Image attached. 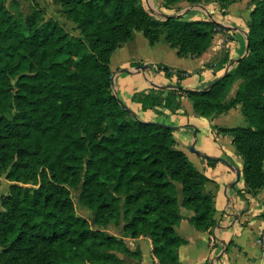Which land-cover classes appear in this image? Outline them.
Here are the masks:
<instances>
[{
	"label": "trees",
	"instance_id": "16d2710c",
	"mask_svg": "<svg viewBox=\"0 0 264 264\" xmlns=\"http://www.w3.org/2000/svg\"><path fill=\"white\" fill-rule=\"evenodd\" d=\"M10 1L0 0V177L11 182L1 196L0 264H123L121 254L141 256L125 237L141 236L151 238L158 264H179L177 250L187 242L176 231L181 207L194 212L190 221L200 231L218 223L211 180L177 147L174 127L143 120L123 104L110 59L136 30L150 44L165 36L180 56L198 57L225 28L182 15L158 19L143 0H54L74 33L44 9L25 16L20 2ZM161 1L170 7L182 0ZM158 69L173 76L167 65ZM186 75L178 71L165 96L152 91L136 100L148 109L185 95L203 116L241 104L248 124L216 130L233 137L244 161L241 194L257 192L264 187V0H255L251 13L248 53L227 75L185 89ZM72 188L80 189L78 203L93 223L77 212ZM110 224L122 235L108 231Z\"/></svg>",
	"mask_w": 264,
	"mask_h": 264
},
{
	"label": "crops",
	"instance_id": "0c3cea01",
	"mask_svg": "<svg viewBox=\"0 0 264 264\" xmlns=\"http://www.w3.org/2000/svg\"><path fill=\"white\" fill-rule=\"evenodd\" d=\"M147 4L155 17L180 14L190 20H214L225 28L214 35L210 47L198 57L180 56L165 36L150 44L144 33L136 30L110 59L113 88L119 98L143 120L174 126L177 147L211 180L207 189L216 196L218 223L211 231H200L190 221L194 212L181 207L182 220L176 231L187 242L177 250L179 264H264V248L260 242L264 234V187L255 193L241 194L246 188L244 161L236 153L233 137L216 130V126H246L242 105L221 114L203 116L195 112L192 101L185 95L178 97L172 106L162 104L148 109H143L136 100L140 94L152 91L165 96L178 84V71L187 73L181 87L201 89L233 69L248 53L249 23L255 0H232L227 7L206 0L197 4L182 0L170 7H164L161 0H147ZM159 65L170 67L173 76L168 78L158 69ZM240 83L241 80L235 81L229 98L235 96ZM193 143L202 154L190 150ZM203 154L222 157L225 162L216 160L211 164ZM239 170L241 176L236 181ZM4 182L7 189L0 190V207L1 196L9 192L11 184L5 177ZM117 234L122 235L121 231ZM125 241L131 250L140 249L141 256L121 254L123 264H158L152 254L150 237H125Z\"/></svg>",
	"mask_w": 264,
	"mask_h": 264
},
{
	"label": "rangeland",
	"instance_id": "374dc122",
	"mask_svg": "<svg viewBox=\"0 0 264 264\" xmlns=\"http://www.w3.org/2000/svg\"><path fill=\"white\" fill-rule=\"evenodd\" d=\"M18 1L20 2V10L23 12L25 16L31 13L36 7L37 8L40 7L44 9L46 18L55 16L60 19V21L64 24V26L69 31L74 32V33L77 32V30L74 27L75 24L72 21H70L68 18H66L64 13H62L59 4H57L54 0H18ZM9 3H10L11 8L14 9V4H12L11 1ZM143 3L145 4L146 7L148 6L147 0H143ZM147 9L149 10V12H151L150 8H147ZM156 18L165 19V17L161 15H158ZM239 80L242 81L240 77L237 78L236 81H239ZM2 177H3L2 178L3 181H2V184H0L1 185L0 190L7 189L6 187L7 184H5L4 182L5 175H3ZM79 193H80L79 188H72V196H73L74 201L76 202L77 212L80 215L89 218L93 223L92 212L78 203ZM107 229L111 233H115V234H117L120 231L119 227L115 226L114 224H110L107 227Z\"/></svg>",
	"mask_w": 264,
	"mask_h": 264
},
{
	"label": "water",
	"instance_id": "95a60500",
	"mask_svg": "<svg viewBox=\"0 0 264 264\" xmlns=\"http://www.w3.org/2000/svg\"><path fill=\"white\" fill-rule=\"evenodd\" d=\"M179 15H180V14H172V15L164 14L163 16H164L165 18L168 19V18H171V17H177V16H179ZM143 66H145V65H143ZM146 66H147V67H150V65H146ZM229 71H230V70H227V71L224 73V75H222V76L218 77L217 79H215L212 83H210V84L208 85V87L212 86V84H214L215 82L219 81L222 77H224L225 75H227V74L229 73ZM122 102H123V101H122ZM123 104H125V103L123 102ZM125 105H126V104H125ZM149 122H153V123H155V124L163 125V126H171V125H168V124H165V123H162V122H158V121H149ZM172 127H174V126H172ZM174 128H175V127H174ZM190 150L193 151V152H196V153H198V154H202V153L200 152V150H198V149L195 148L194 143L190 146ZM203 156H205L206 158H208V159H210V160H222V161L225 162V159L222 158V157H215V156H210V155H207V154H203ZM240 176H241V171L239 170V171H238V175H237V179H236V181H239Z\"/></svg>",
	"mask_w": 264,
	"mask_h": 264
},
{
	"label": "built area",
	"instance_id": "2783aa9c",
	"mask_svg": "<svg viewBox=\"0 0 264 264\" xmlns=\"http://www.w3.org/2000/svg\"><path fill=\"white\" fill-rule=\"evenodd\" d=\"M260 242H261V244H262V246L264 248V234L260 237Z\"/></svg>",
	"mask_w": 264,
	"mask_h": 264
}]
</instances>
